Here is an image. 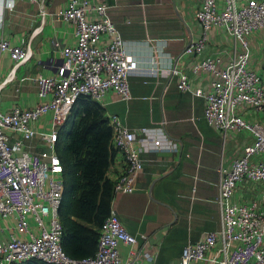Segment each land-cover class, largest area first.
Listing matches in <instances>:
<instances>
[{"label":"built area","instance_id":"obj_1","mask_svg":"<svg viewBox=\"0 0 264 264\" xmlns=\"http://www.w3.org/2000/svg\"><path fill=\"white\" fill-rule=\"evenodd\" d=\"M108 6L103 0H68L59 8V16L75 22L76 39L73 43L54 40L63 54L57 74L29 76L45 99L33 106L0 110V264H20L34 257L55 264H155L154 260H139L133 248L126 260L122 258L120 240L134 243L139 235L126 227L113 206L102 223L94 254L73 257L62 245L59 207L64 167L56 147L59 129L81 94L101 100L107 90L114 89L121 98L131 99L130 76L139 67ZM195 16L203 30L185 51L197 56L193 69L208 70L210 82L194 87L187 71L175 65L169 72L178 74L179 89L205 98L204 117L224 139L242 130L252 137L230 163L222 162L219 167L221 226L186 242L181 263L207 259L213 264H264V123L240 112L246 106L264 109V75L252 63L251 44V35L264 30V0H201ZM215 27H222L233 38L227 55L204 53L208 34ZM0 49L11 52L16 66L31 56L30 45L13 44L5 36H0ZM49 112L48 128H37L34 123ZM109 116L113 143L124 151L127 162L114 189L116 193L130 192L144 166V144L154 148H176L177 144L164 143L147 132L140 137L119 113ZM36 137L45 142L41 149L31 142ZM247 181L259 187L260 196L235 199L238 184Z\"/></svg>","mask_w":264,"mask_h":264},{"label":"crops","instance_id":"obj_2","mask_svg":"<svg viewBox=\"0 0 264 264\" xmlns=\"http://www.w3.org/2000/svg\"><path fill=\"white\" fill-rule=\"evenodd\" d=\"M68 0H15L14 7H0V36L11 43L30 45L31 56L19 64L9 50L0 49V110L16 105L33 106L42 101L38 86L29 76L38 72L57 74L63 54L54 40L73 43L76 24L57 11ZM126 45L139 61L131 76L133 97L129 100L109 89L101 99L107 113H119L138 135L147 132L175 147L154 148L144 144V166L136 179V188L117 192L113 208L126 227L139 235L134 243L120 240L124 260L130 250L142 261L155 264H182V247L221 226L218 204L219 167L228 164L251 139L247 130L231 132L224 139L220 130L204 117L205 98L177 86L178 74L169 72L175 65L187 71L192 86H207L210 73L193 69L195 54L185 51L189 41L199 37L203 27L195 16L201 0H103ZM252 63L264 75V30L251 35ZM233 38L222 27L213 28L204 53L228 54ZM251 120L264 123V109L242 107ZM51 112L34 124L48 128ZM148 127L143 130L142 127ZM140 143V139L138 140ZM37 149L45 146L38 137L31 140ZM123 150L116 148L108 174L116 179L126 166ZM235 199L260 196L252 182L238 184ZM146 234V236H142ZM208 261V260H207ZM192 264H213L204 260Z\"/></svg>","mask_w":264,"mask_h":264},{"label":"trees","instance_id":"obj_3","mask_svg":"<svg viewBox=\"0 0 264 264\" xmlns=\"http://www.w3.org/2000/svg\"><path fill=\"white\" fill-rule=\"evenodd\" d=\"M113 132L106 106L89 94L77 98L59 129L56 147L64 167L62 245L73 257L95 253L102 223L112 210L115 179L108 169L117 148ZM20 264L55 263L34 257Z\"/></svg>","mask_w":264,"mask_h":264},{"label":"clouds","instance_id":"obj_4","mask_svg":"<svg viewBox=\"0 0 264 264\" xmlns=\"http://www.w3.org/2000/svg\"><path fill=\"white\" fill-rule=\"evenodd\" d=\"M4 0H0V7L3 6ZM15 0H8V7L11 9L14 7Z\"/></svg>","mask_w":264,"mask_h":264},{"label":"rangeland","instance_id":"obj_5","mask_svg":"<svg viewBox=\"0 0 264 264\" xmlns=\"http://www.w3.org/2000/svg\"><path fill=\"white\" fill-rule=\"evenodd\" d=\"M251 108H252V107H251ZM209 253L211 254L212 251H210ZM201 260H204V261L208 262L207 259H194V260H192L191 264H192L194 261H201ZM214 264H218V263H214Z\"/></svg>","mask_w":264,"mask_h":264}]
</instances>
